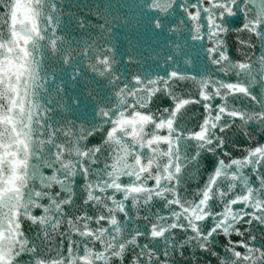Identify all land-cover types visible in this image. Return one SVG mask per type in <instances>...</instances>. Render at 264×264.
Returning a JSON list of instances; mask_svg holds the SVG:
<instances>
[{
  "label": "water",
  "instance_id": "obj_1",
  "mask_svg": "<svg viewBox=\"0 0 264 264\" xmlns=\"http://www.w3.org/2000/svg\"><path fill=\"white\" fill-rule=\"evenodd\" d=\"M0 264H264V0H0Z\"/></svg>",
  "mask_w": 264,
  "mask_h": 264
}]
</instances>
